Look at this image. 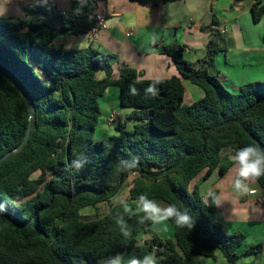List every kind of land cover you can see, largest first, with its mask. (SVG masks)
Here are the masks:
<instances>
[{
    "label": "trees",
    "instance_id": "obj_1",
    "mask_svg": "<svg viewBox=\"0 0 264 264\" xmlns=\"http://www.w3.org/2000/svg\"><path fill=\"white\" fill-rule=\"evenodd\" d=\"M99 1L87 0L79 14L78 0H73L67 14L45 3L24 7L25 19L0 18V158L20 145L29 122L25 99L4 73L35 107L28 143L0 164V264H100L107 256L135 250L142 234L149 237L146 243L158 253L160 264H192L196 256L215 260L217 251L225 264H243L237 250L245 235L227 233L210 220L213 197L207 203L197 188L188 193L187 187L203 171L202 180L216 170L223 176L232 166L229 155L240 147L264 149V81L246 84L238 93L224 87L212 73L216 56L227 45L220 33L210 39L199 68L184 58L183 48L161 49L180 77L145 80L142 73L123 67L115 80L109 56L55 42L64 33H90ZM131 1L156 7L178 0ZM251 13L255 22L262 19L261 0ZM101 70L106 79L99 81ZM181 78L202 89L204 97L184 104ZM134 81L138 95L129 93ZM154 81H159L157 94L151 96L145 89ZM113 86L120 90V106L132 112L123 123L118 119L113 124L116 135L96 140L99 99ZM133 158H138L136 167L124 168L121 161ZM131 173L137 175L125 198L128 203L146 193L186 208L195 221L193 229H178L168 221L174 237L161 239L151 222L141 225L137 217L125 216L132 236L123 237L115 224L123 208L112 202ZM256 181L264 190V177ZM103 204L111 207L98 214ZM86 208L93 213L83 214ZM262 252L263 245L257 244L243 255Z\"/></svg>",
    "mask_w": 264,
    "mask_h": 264
},
{
    "label": "crops",
    "instance_id": "obj_2",
    "mask_svg": "<svg viewBox=\"0 0 264 264\" xmlns=\"http://www.w3.org/2000/svg\"><path fill=\"white\" fill-rule=\"evenodd\" d=\"M24 1L21 17L16 18H27L24 7L45 3H51L59 12L67 14L73 0ZM256 1L178 0L152 7L131 0H100L95 11L105 18L100 29L82 36L64 33L57 36L55 42L66 48H92L109 56L115 80L123 67L142 73L145 80H164L180 77L176 64L169 56L162 54L164 46L183 48L184 58L199 68L207 54L210 39L219 33V28H223L227 45L216 56L212 73L228 91L238 93L246 84L264 81V14L259 22L254 21L251 8ZM261 2L264 5V0ZM32 19L40 21L38 16ZM130 31L132 35L128 37L126 34ZM96 78L102 81L106 79V73L98 71ZM181 80L185 88L184 104L191 105L204 97L202 89L186 79ZM99 104L107 118L115 114L122 123L132 112L130 109H126V112L120 106V90L116 86L104 93ZM126 125L130 129L133 123ZM205 172L190 183L191 192L197 188L207 203H210L211 197L216 198L219 206L213 203L214 211L208 214L210 220L220 223L227 233L242 232L245 235L242 246L237 250L240 263L264 264V202L259 195L248 193L240 196L234 192L233 165L223 176H219L216 170L208 179L202 180ZM249 186L258 193L263 190L257 181L250 182ZM151 229L161 239L174 237L169 222L152 225ZM147 240L149 237L142 234L136 249L123 253L142 256L145 252L153 251ZM257 244L263 245L260 257L243 255L250 246ZM215 255V260L203 257L200 264H225L219 251ZM190 262L193 264V258Z\"/></svg>",
    "mask_w": 264,
    "mask_h": 264
},
{
    "label": "clouds",
    "instance_id": "obj_3",
    "mask_svg": "<svg viewBox=\"0 0 264 264\" xmlns=\"http://www.w3.org/2000/svg\"><path fill=\"white\" fill-rule=\"evenodd\" d=\"M87 0H78L80 8H78L77 14L82 10ZM138 81H134L129 85V93L131 95H138V89L135 84ZM159 81L150 83L145 89L146 94L155 96L157 94L155 85ZM228 159L233 165L235 171V178L232 182V188L237 195L243 196L252 191L249 184L256 181L261 177H264V149L249 144L245 147H240L235 150L234 154H230ZM138 162V158H133L128 161H121L124 168H135ZM114 204H119L123 208V215L117 214L115 217V224L118 227L121 235L125 238H130L132 232L129 230V225L125 216L129 218L137 217L138 224H145L151 222V224H163L168 221L174 223L178 229L192 230L195 221L192 218L188 209L181 210L175 204H165L162 201L156 199H150L146 193H142L138 196V199L133 201L132 204L119 195L114 199ZM213 203L219 206L218 200L213 198ZM135 205L133 207L132 205ZM203 260L202 256L193 257V264H200ZM100 264H160V258L156 255L155 249L151 252H145L142 256H136L135 254L116 253L115 255L107 256L100 261Z\"/></svg>",
    "mask_w": 264,
    "mask_h": 264
},
{
    "label": "rangeland",
    "instance_id": "obj_4",
    "mask_svg": "<svg viewBox=\"0 0 264 264\" xmlns=\"http://www.w3.org/2000/svg\"><path fill=\"white\" fill-rule=\"evenodd\" d=\"M24 3H25L24 0H6V2H4L3 0H0V18H2V17H4V18H7V17L16 18L17 16L21 17V10H22L21 7L24 5ZM123 109L120 108L121 111H123ZM124 110L126 112L128 111L126 109H124ZM101 113H102V115L100 117L99 125H98V127L96 129V133H95V139L96 140L104 139V138H106L108 136H112V135H116L117 134V132L115 130V126L114 125H110L108 123V118L109 117L107 118L105 112L102 111V109H101ZM116 117H117V115H116ZM132 127L133 126L130 125L129 128L131 129ZM135 177L136 176H134V175L130 176L129 181H127V184L125 185L124 189L119 194L120 197H122L124 199L127 197L128 191H129V187L131 186V184H132L133 180L135 179ZM187 191H188V193H192L191 189H190V185L187 187ZM108 205L109 204H105V205L99 206V211L97 213L98 214H105L107 212ZM82 213L83 214H92L93 210L91 208H86V209H84L82 211ZM258 257H260V256H258Z\"/></svg>",
    "mask_w": 264,
    "mask_h": 264
},
{
    "label": "water",
    "instance_id": "obj_5",
    "mask_svg": "<svg viewBox=\"0 0 264 264\" xmlns=\"http://www.w3.org/2000/svg\"><path fill=\"white\" fill-rule=\"evenodd\" d=\"M4 75H6L10 79V81L21 92L23 98L25 99V101L28 105V108H29V122H28V127H27L26 134H25L23 141L16 148L12 149L11 151L7 152L4 156H2L0 158V164L3 163L4 161H6L12 155L19 153L24 148V146L28 143V141L30 139L31 130H32V119L35 115V107L31 101V99L29 98V96L24 92V90L18 84V82L16 80H14L9 74L4 73Z\"/></svg>",
    "mask_w": 264,
    "mask_h": 264
},
{
    "label": "built area",
    "instance_id": "obj_6",
    "mask_svg": "<svg viewBox=\"0 0 264 264\" xmlns=\"http://www.w3.org/2000/svg\"><path fill=\"white\" fill-rule=\"evenodd\" d=\"M104 15L103 14H101V13H96V15H95V20H96V26H95V28L90 32V33H94V32H96L98 29H100L103 25H104ZM218 32L221 34V35H224L225 34V30L223 29V28H219L218 29ZM128 37H130L131 35H132V32L130 31V32H128L127 34H126ZM117 117H116V115L115 114H112L109 118H108V123L110 124V125H113L114 123H116L117 122ZM131 175H134V176H136L137 174L136 173H131ZM130 175V176H131ZM249 195H252V196H254V195H259V198H260V200L261 201H263L264 202V190H262L261 191V193H258L256 190H252L251 192H249ZM113 204V203H112ZM103 205H105V204H103ZM114 205V204H113ZM110 207H111V204H109L108 205V207H107V211L110 209ZM103 208V207H102Z\"/></svg>",
    "mask_w": 264,
    "mask_h": 264
}]
</instances>
